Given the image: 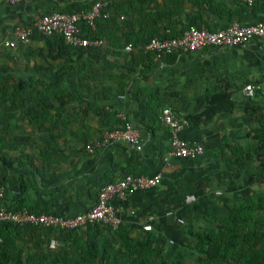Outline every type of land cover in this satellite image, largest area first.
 I'll list each match as a JSON object with an SVG mask.
<instances>
[{"label": "crops", "instance_id": "1", "mask_svg": "<svg viewBox=\"0 0 264 264\" xmlns=\"http://www.w3.org/2000/svg\"><path fill=\"white\" fill-rule=\"evenodd\" d=\"M94 1L21 0L9 4L0 0V40H14L12 30L16 25H27L43 13L85 9ZM108 1L112 2L109 11L114 20L104 32L111 39H106L100 53L80 51L73 56L89 70L86 82L92 96L87 100L92 107L77 101L68 106L64 112L68 120L55 131L61 153L54 155L49 165L38 155L44 145L42 138L48 133L46 127L38 129L26 120L18 121L19 128L13 134L1 137L6 144L4 152L14 159L2 186L3 202L12 209L75 215L94 204L98 189L106 182L127 173H160L161 182L156 187L130 192L123 200L114 198L112 204L131 236L142 238L146 232L142 227L152 216L149 232L163 238L165 244H175L184 253V264L189 259H202L203 255L194 248L197 238L190 232L202 233L208 228L218 232L220 224H214L206 210H190V206L209 198L215 202L216 217L223 218L237 204L236 196L254 193L247 184L246 173L237 176L235 156L224 145L247 150L253 145L254 133L264 125V110H260L264 106V37H256L243 46L205 47L159 59L144 53L140 46L153 33L164 28L178 33L191 21L209 30L233 21L240 25L264 22V4L214 0L212 9L206 2L193 0ZM118 14H124V19ZM128 38L136 46L132 51L120 50ZM53 40L36 35L25 42L17 41L15 48H2L0 74L24 79L47 77L50 72L44 70L50 64L44 56L48 51L57 53L53 44L48 47ZM38 49H42L41 55L28 53ZM65 61L57 59L52 64L61 66ZM39 66L41 70L36 69ZM249 83L256 88L252 98L243 93ZM221 90L231 94V109L188 120L178 134L190 143L201 144L203 154L195 159L171 157L163 162L171 134L157 118L160 109L171 106L176 115L186 118L201 112L206 98ZM80 106L87 111L82 113ZM127 121L141 132L140 151L124 142L87 151V146H93L106 130ZM19 136L29 139L21 140ZM109 235L118 245L111 232ZM70 243L53 236L46 239L43 235L27 234L18 247L23 257L32 258L47 249L67 248Z\"/></svg>", "mask_w": 264, "mask_h": 264}, {"label": "trees", "instance_id": "2", "mask_svg": "<svg viewBox=\"0 0 264 264\" xmlns=\"http://www.w3.org/2000/svg\"><path fill=\"white\" fill-rule=\"evenodd\" d=\"M103 1L107 2L105 11H109L112 2ZM193 1L206 2L208 7L213 9L211 2L214 0ZM78 10L81 9H70L66 13ZM112 20L114 17L110 13L109 17L97 19L95 28H91L85 22L78 24L80 37L104 41L97 47H74L67 45L60 35L43 36L46 39L53 38V43H49L48 47L53 44L57 49L56 54L48 51L44 56L50 64V68L44 70L50 72L47 77L29 76L24 79L11 74H0V186L4 185L6 174L14 163V159L7 157L4 152L6 144L2 142L1 137L13 134L19 128L18 121L26 120L28 124L38 129L46 127L48 133L42 138L44 145L38 150V155L45 165L52 162L54 155L61 153L57 148L55 131L59 129V125L63 126L68 120L64 117L68 106L77 101L80 105L85 102L89 105L88 108L92 107L91 102L87 100L92 96L89 94L91 86L86 82L89 70L86 64H78L73 56L80 51L100 53L105 48L106 39L107 41L111 39L104 29L111 25ZM190 25L202 27L199 22L191 21L178 33L164 28L146 38L142 45L154 35L163 38L178 36ZM36 35L40 34L35 33L32 37ZM127 43L136 46L131 38H128L124 45ZM124 45L119 46L120 50ZM28 53L41 55L42 49L29 50ZM57 59L66 61L61 66H54L52 62ZM36 69L41 70L42 67ZM232 106L231 94L221 90L206 98L205 108L201 112L189 114L186 118L189 121H196L216 112L229 111ZM80 108L82 113L87 111L86 107L80 106ZM104 113L109 114L107 110H104ZM260 130L261 144L258 148L252 146L244 150L240 146L224 145L225 148H230L235 156L233 161L239 171L237 176L245 171L248 163L245 159L248 158L249 151H256L258 157L264 154V125ZM18 139L27 141L29 138L19 136ZM159 155L162 158L163 153L162 156ZM235 200L237 204L229 209L223 218L216 217L215 202L209 198L200 199L190 206V210H206L207 215L214 219H211L214 224L217 222L220 224L218 232L210 228L202 233L190 232L197 238L194 248L203 255L208 264H231L229 260L231 254L237 258L233 264H264V192L255 191L254 195L247 197L236 196ZM110 232L119 241L118 245L112 241ZM27 234L31 237L43 235L46 239L53 236L57 239H67L71 243L67 248L47 249L36 257H23V251L18 245L25 241ZM0 237L2 239L0 264H184L182 260L184 253L175 244H165L163 238L149 231H146L142 238L133 237L123 223L116 229L100 223H89L79 228L62 230L1 222Z\"/></svg>", "mask_w": 264, "mask_h": 264}, {"label": "built area", "instance_id": "3", "mask_svg": "<svg viewBox=\"0 0 264 264\" xmlns=\"http://www.w3.org/2000/svg\"><path fill=\"white\" fill-rule=\"evenodd\" d=\"M3 1L15 4L21 0ZM254 1L264 4V0H246L248 3ZM106 6L107 2L96 0L91 6L71 13L60 11L43 13L27 25H16L12 30L14 40L7 38L0 40V50L15 48L17 41L25 42L35 33L44 37L60 35L67 45L74 47L101 46L104 43L101 39L89 40L80 37L78 24L85 22L91 28H95L97 19L110 15L108 10L105 11ZM118 18L124 19V15L120 14ZM256 37H264V22L240 25L233 21L217 30L190 25L175 37L163 38L154 35L140 48L144 53L159 59L166 55L193 53L205 47L243 46ZM132 49L131 43L123 47L126 51H132ZM255 89V86L249 83L243 87V93L246 97L252 98ZM159 119L167 126L171 134L163 162L166 163L171 157L195 159L203 154L204 149L201 144L190 143L178 135L188 124L187 118L176 115L171 106L165 105L160 109ZM116 142L127 143L137 151H140L143 146L140 130L127 121L120 126L106 130L93 146H87V151L92 152L95 146L103 147ZM161 178L160 173L124 174L121 178L104 183L98 189L94 204L87 211L75 215L37 213L26 208L9 209L3 204L4 188L0 186V223L10 222L16 225L62 230L79 228L89 223H100L116 229L122 223V219L112 204V200L114 198L123 200L130 192L154 188L160 184ZM152 220V216L148 217L147 223L142 227L143 230H152ZM1 240L0 237V242Z\"/></svg>", "mask_w": 264, "mask_h": 264}, {"label": "rangeland", "instance_id": "4", "mask_svg": "<svg viewBox=\"0 0 264 264\" xmlns=\"http://www.w3.org/2000/svg\"><path fill=\"white\" fill-rule=\"evenodd\" d=\"M260 110H264L263 108H260ZM262 115V114H261ZM263 121H264V114H263ZM262 132L256 131L253 135L254 141H253V147H257L261 144V135ZM249 156L245 160H248L246 168L244 173H246V180L247 184L252 186V189L255 191H261L264 192V154L260 157L257 156L256 151H249L248 152ZM259 188V189H258ZM258 189V190H257ZM254 193L252 195H254ZM186 257V258H191ZM200 258V257H199ZM195 259V258H194ZM189 259L187 260V263L185 264H208L209 262L206 261L205 258H200V259H195V260ZM230 263L233 264L236 262L237 258L235 255L231 254L230 256ZM225 263H228L225 261Z\"/></svg>", "mask_w": 264, "mask_h": 264}]
</instances>
